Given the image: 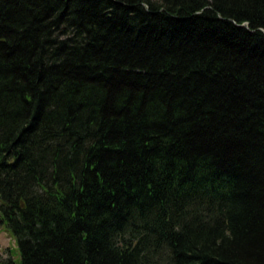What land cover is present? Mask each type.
Segmentation results:
<instances>
[{"label":"trees","instance_id":"trees-1","mask_svg":"<svg viewBox=\"0 0 264 264\" xmlns=\"http://www.w3.org/2000/svg\"><path fill=\"white\" fill-rule=\"evenodd\" d=\"M0 264H264V0H0Z\"/></svg>","mask_w":264,"mask_h":264},{"label":"rangeland","instance_id":"rangeland-1","mask_svg":"<svg viewBox=\"0 0 264 264\" xmlns=\"http://www.w3.org/2000/svg\"><path fill=\"white\" fill-rule=\"evenodd\" d=\"M7 256H12L14 259L19 256L16 239L0 225V257Z\"/></svg>","mask_w":264,"mask_h":264}]
</instances>
